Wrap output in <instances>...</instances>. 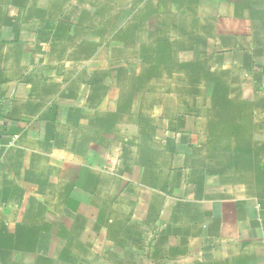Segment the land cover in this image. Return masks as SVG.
Returning a JSON list of instances; mask_svg holds the SVG:
<instances>
[{
  "label": "crops",
  "instance_id": "1",
  "mask_svg": "<svg viewBox=\"0 0 264 264\" xmlns=\"http://www.w3.org/2000/svg\"><path fill=\"white\" fill-rule=\"evenodd\" d=\"M67 22L0 0V264H97L74 254L91 231L135 264H264V43L247 82L129 109Z\"/></svg>",
  "mask_w": 264,
  "mask_h": 264
},
{
  "label": "rangeland",
  "instance_id": "2",
  "mask_svg": "<svg viewBox=\"0 0 264 264\" xmlns=\"http://www.w3.org/2000/svg\"><path fill=\"white\" fill-rule=\"evenodd\" d=\"M63 2L73 39L89 53L95 69L107 70L112 98L127 100L129 109L139 101L151 106L157 95L161 111L169 95L183 106L198 82H247V60L242 59L247 38L252 36L257 52L264 43V0ZM91 232L93 237L90 232L80 235L79 247L74 244L81 261L135 264L136 252L130 247L121 261L119 231L112 233L111 245L104 231ZM134 238L129 237L124 249Z\"/></svg>",
  "mask_w": 264,
  "mask_h": 264
}]
</instances>
